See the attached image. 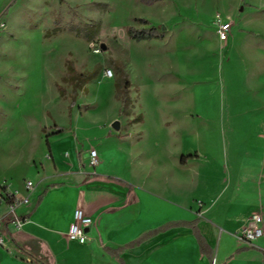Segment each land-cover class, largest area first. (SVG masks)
Listing matches in <instances>:
<instances>
[{
  "label": "rangeland",
  "instance_id": "1",
  "mask_svg": "<svg viewBox=\"0 0 264 264\" xmlns=\"http://www.w3.org/2000/svg\"><path fill=\"white\" fill-rule=\"evenodd\" d=\"M136 19L164 38L131 39L129 29L145 27ZM219 19L232 23L225 41L217 35ZM125 92L129 114L122 112ZM173 127L177 150L196 134L202 147L237 153L228 158L241 164L250 163L254 149L262 154L264 0H0V182L23 192L26 181L38 184L44 167L54 171L51 160L75 149L78 169L86 167L83 153L99 149L116 172L123 137L135 144L149 183L152 175L165 176L151 173L152 143L165 146L161 133ZM184 173L168 174L174 197L187 204L209 196L206 183L185 187ZM217 194L216 200L237 197L234 207L219 211L235 212L241 194ZM71 210L67 203L59 214L68 218ZM22 247L26 254V240Z\"/></svg>",
  "mask_w": 264,
  "mask_h": 264
},
{
  "label": "crops",
  "instance_id": "2",
  "mask_svg": "<svg viewBox=\"0 0 264 264\" xmlns=\"http://www.w3.org/2000/svg\"><path fill=\"white\" fill-rule=\"evenodd\" d=\"M173 135L175 127L166 128L161 133V138L167 140L165 146L158 141L152 143L155 149L148 162L151 173L163 171L165 176L152 175L149 183L144 181L143 159L137 161L135 158L138 155L133 149L135 144L123 137H119L121 151L118 152L125 157H121L122 166L116 172L106 167L107 157L99 149L95 150L102 158L98 164L100 170L89 165V152L83 153L86 167L80 170L76 149L70 154L67 151V157L56 162L51 147L54 171L47 174L44 167L38 172V184L28 180L35 184L32 193L25 190L26 182L23 192L7 181L0 182L8 191L29 196V204L18 209L26 222L19 230L12 224L7 227L6 246H0V264H214V261L215 264H264V235L253 244L240 238L250 224L251 214L259 209L261 212L257 214L263 218L264 230V151L261 164L258 163L261 156L258 149L249 154V164H241L237 159L228 158L237 153L202 147L196 134L188 142L191 145L177 150ZM78 147L80 145H76ZM127 151L130 155H125ZM174 171L186 172L182 177L185 187L206 183L209 196L182 203L179 197H174L176 191L168 175ZM218 172H221L219 176ZM67 176L72 178L69 182H66ZM217 177H222V186L216 182ZM108 190L109 197H105ZM229 190L235 195L241 194V200L235 205L237 210L232 209L235 212L222 214L219 212L222 208L234 207L237 197L216 200L215 195L217 191L226 193ZM43 192L45 196L37 205ZM67 203L73 210L68 218H62L59 213ZM78 208L97 221L95 236L91 235V227L90 241L83 245L67 239ZM6 210V203L0 204V215ZM179 222H197L208 247L201 251L189 226H173L136 246L120 250L150 231ZM25 240L26 254L22 247Z\"/></svg>",
  "mask_w": 264,
  "mask_h": 264
},
{
  "label": "built area",
  "instance_id": "3",
  "mask_svg": "<svg viewBox=\"0 0 264 264\" xmlns=\"http://www.w3.org/2000/svg\"><path fill=\"white\" fill-rule=\"evenodd\" d=\"M232 23L230 21H222L219 19L217 35L221 41L228 39ZM98 52L100 50H97ZM107 77H113L112 69H107L105 72ZM100 163L98 153L96 150L89 152V165L96 167ZM25 190L28 194L35 190V184L32 181H26ZM6 203L7 210L4 214L0 215V246L5 247L8 239V225L12 224L16 229H21L26 218L18 214V209L22 206L29 204V196H19L15 192L8 191L6 187L0 186V204ZM263 218L259 214H255L250 219V224L242 231L240 238L253 244L264 235ZM95 225V221L83 209H76L74 212L73 222L70 224L67 237L71 241L85 244L90 241L88 234L91 227ZM215 264V261H214Z\"/></svg>",
  "mask_w": 264,
  "mask_h": 264
},
{
  "label": "trees",
  "instance_id": "4",
  "mask_svg": "<svg viewBox=\"0 0 264 264\" xmlns=\"http://www.w3.org/2000/svg\"><path fill=\"white\" fill-rule=\"evenodd\" d=\"M137 22H139L140 24H142L143 26H145L144 28L142 29H136V28H131L129 29L128 31V35L131 39L135 40V41H150V40H153V39H163L164 38V35L160 34L157 29L155 27H151L150 26V22L146 19H136ZM68 74L71 75L70 77V80L72 82H74V77H75V68L72 64H69L68 63ZM74 75V76H73ZM125 89L126 91L128 90L129 88V83L126 82L125 83ZM117 96L119 97V92L117 94ZM122 105H123V111H125L124 108H126V112L127 114H129L130 112L128 111V106L130 105V101L128 100V96H127V92L124 93L123 95V98H122ZM45 196V192H43V194H41L39 200H38V203L37 205L41 202V200L43 199V197ZM197 222H192V223H188V222H179V223H169V224H166L165 226H162L158 229H155L153 231H150L148 232L147 234L143 235L141 238H139L138 240L132 242V243H129L127 244L125 247H122L120 250L123 251L124 249L126 248H129V247H133V246H136L138 244H140L142 241H144L145 239H147L148 237H150L151 235L153 234H157L159 232H162V231H165L167 230L168 228H171L173 226H189L199 245H200V249L201 251H204L208 245L206 243V240L204 239V237L202 236V234L200 233L199 229L197 228L196 226Z\"/></svg>",
  "mask_w": 264,
  "mask_h": 264
},
{
  "label": "water",
  "instance_id": "5",
  "mask_svg": "<svg viewBox=\"0 0 264 264\" xmlns=\"http://www.w3.org/2000/svg\"><path fill=\"white\" fill-rule=\"evenodd\" d=\"M107 49V46L105 45V44H102L101 45V50H103V51H105ZM119 123L118 122H115L114 124H113V127L115 128V129H119Z\"/></svg>",
  "mask_w": 264,
  "mask_h": 264
}]
</instances>
